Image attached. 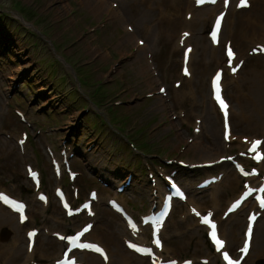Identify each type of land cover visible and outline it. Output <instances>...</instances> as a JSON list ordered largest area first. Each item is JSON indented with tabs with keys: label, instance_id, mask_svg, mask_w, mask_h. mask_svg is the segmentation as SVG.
<instances>
[{
	"label": "rangeland",
	"instance_id": "1",
	"mask_svg": "<svg viewBox=\"0 0 264 264\" xmlns=\"http://www.w3.org/2000/svg\"><path fill=\"white\" fill-rule=\"evenodd\" d=\"M84 1L0 0V42H2L0 44V174L3 177L0 188L30 204L28 211L34 221H29L27 227L18 224L23 239L17 240L16 243L22 246L20 251L23 255L24 251L26 252L25 230L37 225L40 230L36 259H41L39 262L41 264H51L65 247V244L53 235L54 232H72L86 220L84 215L71 218L65 215L54 197V188L57 185L63 186L70 194H73L74 186L78 187L80 198L77 203L86 199L91 189L98 190L100 200L95 204L97 216L94 224L97 239L105 244L109 243L111 246L109 248L114 251L116 247L105 236L108 234L106 231L116 225L119 231L117 238L120 235L122 248L125 247V239L131 238V234L129 231L125 232L123 219L107 206V201L110 198H117L127 211L138 219L140 215L151 210L152 196L157 195L153 192L146 176L145 161L162 162V167H166L168 171H177L176 175L187 181L183 185L193 186L196 189L198 181L204 177V172H188L187 169L179 168L176 161L202 159L194 150H188L193 145V138L198 134V119L201 123L203 140L209 144L208 146L213 148L224 142L221 117L219 116L214 122L219 131L216 143H212V137L207 132L209 124L205 119L209 113L215 114L210 97V78L214 70L222 64L205 59L204 63L208 61L210 64L202 76L201 70L204 65L202 56L198 55L199 62L195 67L197 75H194L196 86L190 89L182 80L181 51L179 55L175 53L174 56L170 52L167 66L163 65L162 47H168L170 50L168 43L172 38L170 34L154 24L150 48L159 54L156 59H152L155 70L148 69L143 60L135 62V47L132 43L126 42V30L122 24L112 19V12L102 11L98 16ZM90 1L93 4L98 2V0ZM109 1L118 3L120 0ZM142 4L147 6L144 2ZM168 10L170 15L176 16L172 8ZM158 15L157 12L155 19H158ZM236 19L238 16L235 17ZM211 20V18L207 19L200 31L195 33V36L205 40L208 46L210 42L205 36ZM139 38L146 41L144 35H139ZM192 43L196 48V41ZM217 49L218 53L222 54L223 46ZM64 56L69 62L64 60ZM77 67L84 68H80V71ZM251 67H258L264 73V57H254V55L245 57L243 67L237 73L236 82L228 72H225L226 94L233 106L235 117L241 114L240 105L243 103L246 104L248 112H253L250 102L253 101L254 91L253 88L252 92L248 89L246 81V70ZM77 73L82 75V80H86L83 86L79 82ZM85 73L89 77L85 76ZM176 80L182 81L180 88L174 86ZM160 85L167 87L166 95L159 93ZM177 88L182 89L179 96L176 94ZM151 93L153 96L147 98V94ZM161 98L165 104L164 109L160 108ZM90 99L99 103V106L93 104ZM115 101L122 103L116 105ZM111 107L113 110L109 109ZM16 110L26 114L25 117L30 122L29 127L32 128L25 145V153H22L17 145V137L10 134L12 132L19 135L24 129L31 132L29 127L23 125L16 117ZM125 115L128 117L127 120L123 118ZM108 118L113 119L115 123L118 122L120 128L124 130L123 133L131 135L135 133V136L139 134L151 144L150 151L147 152L149 156L144 158L135 155L125 144L122 136L104 123ZM232 125L235 139L221 148V153L224 155L242 149L241 145H245L241 138L243 135H247L249 139L264 137L262 132L251 133L242 130V127L238 128L234 117H232ZM39 129L42 130L40 133H38ZM136 142L140 148H146L142 143ZM48 146L59 158L64 155L62 150H66L69 164L79 173L77 181L71 183L67 173L64 172L61 179L56 178ZM156 154L160 155L157 157ZM167 158L174 160V163L165 166L164 160ZM25 163H31L41 171L42 190L51 197L47 205L41 204L36 199L37 190L27 176ZM133 164L139 165V168L134 169L131 167ZM224 166L227 168L226 180H234L236 174L233 167L228 163ZM112 169L113 172L110 174ZM162 170L164 169H160ZM130 173L134 177L133 183L137 187L144 185L148 193H142L133 185L124 188L123 191L116 189L118 184L126 183ZM155 178L160 179L157 175ZM241 188L242 179L239 187H231L224 180L216 188L197 189L193 196L198 199L201 212L215 208L216 215L221 216L227 202L236 197ZM213 194L215 199H212ZM215 201L219 206L215 207ZM246 213L247 211L243 209L236 218L245 217ZM197 219L198 215L191 212L188 204L175 203L165 225L164 240L169 252L165 251V256L179 259L194 258L195 264H206L204 260L208 255L213 261L215 260L210 253L211 247L205 231L196 225ZM263 226L264 215L259 219L257 230H262ZM6 229L9 230L11 236L9 240L12 241L14 228L2 226L1 233ZM243 231L244 225L240 228V239ZM200 233L201 238L192 237ZM144 236L150 237L149 228L144 230ZM193 238L194 240L191 241ZM43 241L58 243L59 249L47 259L41 257ZM239 245L235 243L231 251ZM54 246L56 248L55 244ZM52 250L53 248H50V251ZM252 253L254 255V250ZM77 255L83 260L90 259L82 253ZM131 257L132 262L143 261L149 264L145 258L133 254ZM263 257L264 254L255 258L256 260L247 258L243 264H264ZM5 262L2 261L1 264Z\"/></svg>",
	"mask_w": 264,
	"mask_h": 264
},
{
	"label": "bare ground",
	"instance_id": "2",
	"mask_svg": "<svg viewBox=\"0 0 264 264\" xmlns=\"http://www.w3.org/2000/svg\"><path fill=\"white\" fill-rule=\"evenodd\" d=\"M144 2L147 6L142 4ZM237 2H233V4L226 8L224 2H217L215 5H204L201 7H197V0H120L116 5L113 1L109 0H98L96 3H92L90 0H85L84 3L90 6V9L96 15H100L102 11L110 10L112 12V19L116 22H119L123 25L126 30V42L132 43L136 49L135 55V62L143 60L145 62V67L150 68L152 66V59H156L158 56V52H155L153 48H150V40L152 37V32L154 30V24L156 23V27L161 29L162 31L171 35L172 38L169 40L170 50L168 47H162V54L164 67L167 66V62L169 61V54L171 52L172 56L176 53L179 55V52L182 49V64H183V53L184 49L191 44L194 40L196 41V48L193 47L190 60H189V71L191 72L190 78H185V83L191 89H193L196 85L194 83L195 77L197 75L195 67L199 62L197 58L198 55L202 56V63L204 68L201 70L202 76L205 73L207 66H209L210 62H205V59H210L211 62L219 64L222 62H229L228 58L225 55L226 45H224V54H219L218 49L215 48L214 44L208 46L205 40L201 37H196L195 33L200 31V28L207 19L214 17V14L218 12V10L228 12L227 18L225 17L223 22V28L220 35V43L221 42H231L235 46L236 57L234 58L233 67L240 68L243 65L244 59L249 54H256L260 53L264 57V0H249L248 10L242 11L238 9ZM169 8L175 11L176 16H172L169 14ZM159 13L158 19H155V16ZM238 16V19L235 20V17ZM135 24H134V23ZM227 24V25H226ZM131 26V28H130ZM224 30V33H223ZM188 32V35L185 36L184 32ZM139 35H144L146 40L143 45L136 44L139 42L140 38ZM196 37V38H195ZM206 39V38H205ZM210 40V39H209ZM211 42V41H210ZM122 44V42H121ZM161 54V53H160ZM258 55V54H256ZM260 59V58H258ZM226 69L230 71V67L226 64ZM242 69V68H241ZM198 73V72H197ZM247 73V84L248 89L252 92L253 101L250 102L251 108L253 112H248L246 109V104H241L240 109L241 114L235 117L233 115V106L229 108L230 117H234V121L236 126L242 127V130H248L251 133L254 132H262L264 133V73H262L259 68L251 67L249 70H246ZM233 80H236L237 74L231 75ZM225 80V79H224ZM223 90L225 91V83L223 81ZM177 95L179 96L182 93V89L176 90ZM212 93V92H211ZM194 95V94H193ZM212 95V94H211ZM251 96V97H252ZM250 97V99H251ZM241 103V102H240ZM213 107L215 108V114L209 113L205 119L208 122L209 126H207V132L212 137V143L218 142V133L217 124L214 125V122L218 119V115L216 111H219L217 108L214 100H213ZM160 108L164 109L165 104L163 103V99H160ZM220 113V112H219ZM221 115V113H220ZM223 121V118L221 116ZM239 125V126H238ZM245 131V132H248ZM248 132V133H250ZM223 133H224V124H223ZM234 128L231 126L230 137L231 140L235 138L234 136ZM247 136V135H243ZM21 138V137H20ZM264 144V142H263ZM209 144L203 140L202 134H196L193 139V145L189 147L188 150H194L195 153L201 155L202 159L198 161L191 160V162H210L214 161L215 159L218 160L221 156H223L222 147H225L227 144L224 142L220 146L217 145L216 147H210ZM55 156V154H54ZM98 160L100 158L98 157ZM193 163V164H194ZM216 165L215 167H217ZM260 168H264V161L260 162ZM219 169L227 170L224 164H222ZM235 169V168H234ZM211 169L205 170L206 173L210 174ZM236 171V170H235ZM113 169L110 170V174H112ZM225 173V171H224ZM78 178V177H77ZM227 178V177H226ZM224 176L221 177V181L218 179L215 186L220 182L226 181L229 183L231 187H238L240 184L241 176L236 172V178L234 180L228 179L226 180ZM130 185L136 186V188L140 189L142 193H148V190L145 188L144 185H140L137 187L133 181ZM160 188L165 187V183H160ZM218 186V185H217ZM216 186V187H217ZM187 188L189 186H186ZM215 187V188H216ZM191 193H193L191 188H188ZM2 191V190H0ZM97 200H99V195ZM231 200V199H230ZM229 200V201H230ZM228 201V202H229ZM176 202V201H175ZM153 204L161 205L162 201L159 200V196L153 197L152 199ZM187 203L189 204L191 211L195 208L196 211H200V203L198 200L191 196L187 199ZM43 204V203H42ZM215 206H219V203L215 201ZM247 206L248 211L253 210L254 206L249 205V201L243 203V205L235 212L234 214L228 216L226 220L221 219L220 217V231L223 236L227 239L226 249L230 250L235 243L241 242L243 244L244 241V234H242V238L240 241V228L244 225V229L247 226V217L236 218L239 211ZM17 217L13 211L6 206H4L0 200V264L2 261H6L5 264H31L29 263V259H32L39 248L37 247L38 244V236L35 237L36 243L35 246L30 249L27 248V258L23 260V255L21 254V247L16 242L19 239H23V233L19 228V216ZM26 221L29 220V216L26 212ZM169 218V217H168ZM167 218V220H168ZM17 219V220H16ZM166 220V221H167ZM233 220V222H232ZM198 222L199 227L203 231H208L206 226L200 224V220H196ZM126 223V222H125ZM197 225V223H196ZM2 226H9L14 228V236L13 240L10 241L9 237L10 232L9 230H4L1 233ZM126 232L131 231L135 240L143 241L145 239L144 236V228L139 226V232H134L132 229L130 230L128 224H125ZM258 229V228H257ZM262 230L256 231V237H254V243L252 249L250 250L247 257H251L252 250H254V255L252 256L253 259L260 257L264 254V227H261ZM12 233V232H11ZM105 236L110 239V243H112L116 250H111L109 248V243L104 244L107 250V260L103 259L101 256L97 254H92L88 252H83L87 258L84 261L85 264H145L143 261H136L132 262L131 254L135 255V253L128 248H122L120 244V235L117 238L119 231L116 225H113L109 231H106ZM92 237L94 241H97V232L96 229L93 227L91 231L88 233V238ZM114 237V238H113ZM192 237H200V235H193ZM96 238V239H95ZM113 238V239H112ZM3 239V240H2ZM6 239H8L6 241ZM27 239V233H26ZM130 239H126L128 241ZM194 238L191 240L193 241ZM99 240L98 242H100ZM190 241V242H191ZM53 242V241H52ZM52 242H41L42 252L41 257L44 259L50 258V256L56 253L55 250H58L57 247L58 243ZM27 239V245H28ZM46 244L48 245L46 247ZM56 245V248L54 246ZM52 245L51 247H49ZM111 247V246H110ZM50 248H53L50 251ZM167 250L168 247L163 242L162 250ZM155 252L161 255L157 249ZM216 260H212L211 258L208 259V264H224L221 261V254L214 253ZM174 258V257H172ZM264 258V257H263ZM84 259V260H85ZM172 260V259H171ZM219 261V262H218ZM81 263V261H80Z\"/></svg>",
	"mask_w": 264,
	"mask_h": 264
},
{
	"label": "snow or ice",
	"instance_id": "3",
	"mask_svg": "<svg viewBox=\"0 0 264 264\" xmlns=\"http://www.w3.org/2000/svg\"><path fill=\"white\" fill-rule=\"evenodd\" d=\"M201 2H203V0H201ZM213 2H215V0H213ZM239 6H241V7H245V6H247V0H240V4H239ZM222 19H223V17H220V18L216 21V28H217V29H219L220 22H221ZM185 35H187V34H185ZM227 54H228V56H229L230 59L233 57L234 54H233L231 48L228 49V53H227ZM219 79H220V77H219V74H218L217 77H216V80L219 81ZM217 90H218V84H217ZM216 99H217V101L219 102L221 108L225 111V117H227V104L224 102V100L221 98V96H220L219 94H217ZM226 138H227V136H226ZM260 143H261L260 141H256V142H255L256 145H258V144H260ZM261 158H264V157H261ZM252 219L254 220L255 217H252ZM205 223H208V221L205 220ZM212 227H213V239L215 240V239H216V235H215V225H212ZM251 234H252V230H251V228H249V229H248V233H247L249 239L251 238ZM217 243H218L219 245L222 246V243H223V242L217 240ZM95 250H96L97 252H101V251H102V250L99 249V248H96ZM242 251H243L245 254H247V251H248V245H247V244H245V246H244V248L242 249ZM227 258H228L227 255H225V259H227ZM230 264H231V262H230Z\"/></svg>",
	"mask_w": 264,
	"mask_h": 264
},
{
	"label": "trees",
	"instance_id": "4",
	"mask_svg": "<svg viewBox=\"0 0 264 264\" xmlns=\"http://www.w3.org/2000/svg\"><path fill=\"white\" fill-rule=\"evenodd\" d=\"M66 60L68 61L67 57H66ZM78 70H79V68H78ZM81 78H82V77H81V74H79V79L82 80ZM81 82H82V81H81ZM119 116H120V115H119Z\"/></svg>",
	"mask_w": 264,
	"mask_h": 264
}]
</instances>
